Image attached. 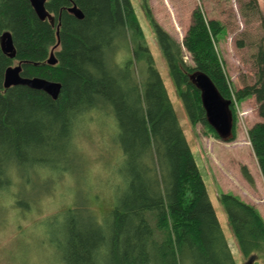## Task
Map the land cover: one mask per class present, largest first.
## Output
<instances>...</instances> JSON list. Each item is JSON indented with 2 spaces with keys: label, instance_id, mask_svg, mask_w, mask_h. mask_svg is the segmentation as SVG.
Returning a JSON list of instances; mask_svg holds the SVG:
<instances>
[{
  "label": "trees",
  "instance_id": "trees-1",
  "mask_svg": "<svg viewBox=\"0 0 264 264\" xmlns=\"http://www.w3.org/2000/svg\"><path fill=\"white\" fill-rule=\"evenodd\" d=\"M72 6L82 19L69 12ZM143 7L150 13L147 0ZM45 8L53 24L39 20L28 0H0V34L9 32L15 49L11 58L0 48V191L18 183L24 172L58 171L54 185L34 199L41 202L63 176L65 157L81 160L84 169L76 132L107 116L117 127L121 190L108 212H92L88 221L76 217L79 205L65 211L69 217L63 218L58 243L64 263L236 264L131 1L46 0ZM191 16L181 43L152 18L177 95L189 121L202 123L217 138L193 81L196 74L207 75L220 96L231 101V139L233 98L254 96L262 121L247 130V138L264 182V45L252 56L255 82L233 90L215 48L221 22L207 19L201 7ZM261 24L264 29V16ZM51 51L54 65L46 62ZM15 61L24 77L59 82L57 99L23 85L4 88V70ZM139 61L145 62L146 74L138 81L134 68ZM219 201L243 257L264 258L259 212L230 194H220ZM89 203L81 207L89 209ZM35 229V241L49 249Z\"/></svg>",
  "mask_w": 264,
  "mask_h": 264
},
{
  "label": "rangeland",
  "instance_id": "rangeland-1",
  "mask_svg": "<svg viewBox=\"0 0 264 264\" xmlns=\"http://www.w3.org/2000/svg\"><path fill=\"white\" fill-rule=\"evenodd\" d=\"M130 1L235 263L246 264L248 258L239 251L219 195L230 194L244 202L263 200L254 208L264 218V182L247 138V130L262 121L255 98L252 95L238 101L233 98L234 139L222 141L202 123L192 124L167 69L152 18L179 43L191 23L194 8L201 7L207 19L220 21L222 28L216 36L215 48L231 89L237 90L256 79L252 56L259 45H264L261 24L264 0H147L150 13L143 7V0ZM183 53L189 62L188 53L185 50ZM120 58L117 55V60ZM134 70L137 80H142L146 74L145 62L139 61ZM102 117L105 119L88 121L76 132L75 143L86 161L85 170L81 168V160L65 157L63 176L41 202L34 199L46 186L54 185L58 171H43L44 175L38 176L24 172L18 183L0 191V264H65L58 246L62 238L59 228L64 224L63 218L69 217L65 211L73 204L79 205L74 215L77 212L76 217L88 221L92 212L104 213L112 208L122 186L117 172L121 160L115 155H119L115 121ZM251 182L255 187L252 193ZM86 202H90V208L85 210L81 206ZM36 227L42 236L37 239L44 241L49 249L35 241ZM255 261L264 263V258L260 256Z\"/></svg>",
  "mask_w": 264,
  "mask_h": 264
},
{
  "label": "water",
  "instance_id": "water-1",
  "mask_svg": "<svg viewBox=\"0 0 264 264\" xmlns=\"http://www.w3.org/2000/svg\"><path fill=\"white\" fill-rule=\"evenodd\" d=\"M30 6L41 21L48 20L53 24V16L46 10V0H28ZM77 19H82V12L72 6L68 9ZM0 48L8 56L14 57L15 49L9 32H2L0 35ZM47 64L54 65L56 63L55 56L51 51L47 60ZM197 88L200 91L202 106L205 110L206 121L214 130L218 138L227 141L232 138L233 118L230 111V100H224L218 93L215 85L210 78L202 73L193 77ZM23 85L32 89L41 90L48 94L53 100H56L61 89V84L41 77H24L21 75L20 63L9 65L4 70L3 87ZM254 258H249L246 264H253Z\"/></svg>",
  "mask_w": 264,
  "mask_h": 264
},
{
  "label": "crops",
  "instance_id": "crops-1",
  "mask_svg": "<svg viewBox=\"0 0 264 264\" xmlns=\"http://www.w3.org/2000/svg\"><path fill=\"white\" fill-rule=\"evenodd\" d=\"M250 191L249 192H251L252 193V190L254 191L255 190V187H254V185H250ZM261 201H263V200H261ZM261 201H258V203L260 204V203H262ZM247 203H249V204H251V205H257L258 203L257 202H255V201H250V200H248V202ZM260 215H262V213L260 214ZM263 218V217H262ZM264 219V218H263Z\"/></svg>",
  "mask_w": 264,
  "mask_h": 264
},
{
  "label": "flooded vegetation",
  "instance_id": "flooded-vegetation-1",
  "mask_svg": "<svg viewBox=\"0 0 264 264\" xmlns=\"http://www.w3.org/2000/svg\"><path fill=\"white\" fill-rule=\"evenodd\" d=\"M1 35V34H0ZM18 64V62H16L14 65Z\"/></svg>",
  "mask_w": 264,
  "mask_h": 264
}]
</instances>
